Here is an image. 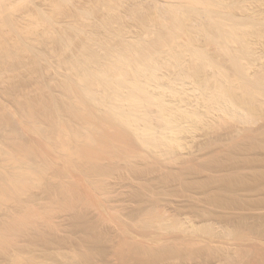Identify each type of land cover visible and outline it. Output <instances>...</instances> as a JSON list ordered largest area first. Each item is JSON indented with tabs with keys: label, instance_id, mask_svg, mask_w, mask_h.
I'll return each mask as SVG.
<instances>
[{
	"label": "bare ground",
	"instance_id": "1",
	"mask_svg": "<svg viewBox=\"0 0 264 264\" xmlns=\"http://www.w3.org/2000/svg\"><path fill=\"white\" fill-rule=\"evenodd\" d=\"M72 1L75 2L0 0V93L10 97L20 87L22 91L23 88L31 90L23 94L18 91L20 96L14 93L13 108L12 104L10 107L0 105V264H99L100 261V264H112L111 260L115 259L106 257L109 249L106 253L100 252L102 246L99 251L93 250L99 239L92 232L93 228L86 231L95 235L97 239L91 238L96 242L87 239L85 243L83 239L84 244L79 241L80 245L76 243L78 240L74 242L78 239L76 235L75 238L73 234L68 236L71 226L66 225L69 228L65 231L63 224L58 225L56 221L55 225L49 216L47 221L48 217L41 215L39 209L31 207L32 192L42 190V186L46 191L52 185L55 187L54 183L46 184V180L53 181L50 164L56 160L45 157L31 142H25L24 136L21 137L23 129L38 135L43 144L60 154L59 158L68 160L69 157L73 162L86 164L99 155L106 158L107 154L97 150L101 145L98 148L95 145L102 139L99 133L112 127L117 132L129 134L132 141L152 154L169 158L188 146L191 141L188 135L195 137L198 131L202 133L205 129L209 133L210 129L228 123H236L237 130L243 131L240 124L251 125L264 116V54L260 57V49L258 52V48L254 49L257 43H264V26L259 24L264 22L257 23L264 20V0H85L88 4L80 0L75 6ZM68 4L73 8H68ZM92 15L98 17L93 19ZM42 64L40 74L38 66ZM25 75L33 79L32 89H29L31 81L26 84L29 87L24 86L29 80ZM17 76L23 79L25 76L26 82L20 78L23 86L19 83L21 86H15L11 93L14 84L20 82ZM3 88L10 95L4 94ZM19 124L24 125L22 130ZM93 144L98 152L93 150ZM105 147L101 148L107 151ZM134 154L130 156L136 157ZM139 156L142 159L141 154ZM46 166H50V171ZM60 186L58 183L62 193L57 187L52 190L51 187L50 192L55 190L54 193L61 196L72 193H66L64 186ZM70 196L73 197V193ZM77 197L70 202L78 204L80 198ZM73 206L71 208L77 210V205ZM161 214L148 215L145 226L174 227ZM40 215L47 222L46 227L50 220L54 227L50 223L49 228L40 224ZM43 219L41 223L44 224ZM61 228L67 233L63 234L65 238L61 236ZM58 229L61 234L55 232ZM102 235L98 234L102 240L108 239H103ZM129 251L127 255L131 257ZM136 251L133 256L138 255L141 260L144 250ZM149 254L145 255L147 264L152 258ZM96 255L101 257L99 263L95 262ZM122 255L115 260L120 259V263H116L130 264L133 256L126 257L127 260L122 259ZM141 261L137 264L144 262Z\"/></svg>",
	"mask_w": 264,
	"mask_h": 264
},
{
	"label": "rangeland",
	"instance_id": "2",
	"mask_svg": "<svg viewBox=\"0 0 264 264\" xmlns=\"http://www.w3.org/2000/svg\"><path fill=\"white\" fill-rule=\"evenodd\" d=\"M77 1L78 3L80 2V0H75V2L72 1L74 3V6L77 5ZM89 1L86 2L85 0H81V2H86L87 4L89 3ZM79 4L78 6H83V3L81 5ZM69 5L70 4L67 5L68 8H71V6L73 8V5ZM95 14L96 13H94V15ZM91 17L96 18L98 16L92 15ZM241 19L243 20V18ZM249 21L250 20L247 19L248 23H250ZM255 21L257 22V20ZM259 21L264 22V20H258L257 23H259ZM259 24L264 26V24H262L261 22ZM255 38L257 39V37ZM257 45L255 44L254 47H257L254 49L257 50L258 48L257 51L255 50L256 52H258L260 49L259 55L261 57V55L264 54L262 53V51L264 52V43L263 45L261 44L263 47L260 45V42L259 44L257 43ZM42 66L43 64L41 66H38V68ZM38 70H40L41 74L42 70L40 68ZM25 74L27 75L26 72ZM21 76H23L22 73ZM25 76L24 79L22 77L20 78L24 80L23 82L27 81V83L23 84L24 86L29 87L27 86L29 85L28 81H33V79L30 80L29 77L26 76L29 80L25 81ZM45 76L47 77L48 75L45 74ZM16 78L18 79L19 77L17 76ZM17 79L15 83L17 82ZM22 80H20V82H17V85L14 84V87L11 88V90L9 89V92L13 91L15 86H21L20 84H22ZM32 81L30 82V84H32L29 89L33 88L32 85L34 84V81ZM4 89L5 88H3L2 91ZM23 89L24 90L22 91V87H20L21 91L17 90L16 93L14 92L15 95L19 93L18 91H20L21 94H23L24 92L31 93V90L28 92L27 90H25L26 88ZM3 92L6 95H10V93H6L5 90ZM14 93L11 94L10 97L2 95L3 93H0L2 95V97L0 96V105L10 107V104H12L11 107L13 108L14 103H12L11 101H13L16 97L14 96ZM17 95L20 96L19 94ZM16 117L19 118V115ZM15 119L17 118L14 117V120ZM258 121L259 118H257V123L245 125L246 128H244V125L241 126L240 124V127L245 129L243 131L242 129L237 130L238 128L236 126V123H228L231 126L228 124H221L222 127H216V129L214 130L210 129L211 131H209L211 133L209 131V133H207L205 129L206 132L201 131L202 133H200L198 131L199 135L197 133L195 134V137L192 135H188L187 137L191 140H189L190 142L188 143V146L186 148H180L175 156L169 158L163 156L159 157L155 153L152 154L148 149L146 150V148H142L141 145L139 146V143L135 140L132 141V138L129 134H127L126 132H117L115 131L116 129L112 127L111 129H108V131H103L106 132V136L105 134H102L103 132L99 133L100 139L107 138L106 140L109 141L101 139L100 142H102L103 145L100 144V142H97L96 145L93 144V146L95 145L97 148L98 145H101L97 150L101 149L100 151L105 156L107 154V159L103 158L104 156H102L101 158L99 155V158H97L98 160L95 159L97 161H91L92 163L86 162V164L85 162H83L84 164L81 163L83 165H81L80 163H76V161L73 162L74 160L72 159H70V161L69 157L68 160H64L62 156H60L59 158L60 154H58L49 145H46L45 143L43 144V140L38 137V135L34 134L33 132L28 133V131H25L26 129H23V124H19L20 127H22L21 130L23 129V131H21L23 133L21 137L24 136L23 140H25V142H31L33 146H37L39 148V151H43V155L45 157L51 156L50 158L53 159L55 157L56 163L54 160L52 161V159L49 158L50 161H52V164H50V166L51 174L54 179H52L53 181H51V183H48L50 182V180H48V182L46 180V184H55L54 188L52 187L54 185L51 186L52 188L49 186L51 190L55 189L59 183L62 187L64 186V190L66 193L71 191L73 193V197L78 196L77 198H82V200L79 199L78 204L76 201L77 198L75 200L76 202H70L71 200L73 201L75 199L70 196V194L72 193H68V195L64 196H61V194L59 193V196L57 192L54 193L55 190L54 192H50L51 190L49 188V191L48 189L46 191L44 190L46 189V187L42 186V190L36 189L34 191L36 193H31V207L35 206L36 208H34L36 210L39 209V213H42L41 215L44 214L45 218H47L48 216L50 217V219L52 218V222L55 221V225L56 221L58 222V225L63 224L64 226H61L63 230L69 228L68 226H71L72 228L70 227L67 233L69 237H72V234L73 237L74 235H76L75 237L78 239H74L75 237L72 238V240L74 239V242L75 240H78V242L76 243H80L81 241L83 243V239L84 242L87 239L91 241V236L95 237L92 232L95 233L97 237H99V239L95 237L97 239L96 245H98V242L99 245L97 246L98 248H95V245V249L92 247L93 250L99 251L101 249L100 252L104 251L106 253V250L109 249V253H106L108 254L106 255V257L108 256V259H110L109 256H111V258L114 257V260H110L115 264H117L116 262H119L120 259H118V261L115 260L119 258V256L121 257L122 253L124 254V252L126 256H124L125 254L122 255V259H127L126 257H130L127 255V252L130 250V248L131 250L129 251V253L131 251H134V249L136 248V250L140 252L144 250L145 252L143 251V255L145 254L146 256H148L147 254L152 253L149 254V258H151L150 256H152L153 258L149 260V264H264V116L262 117V119L260 117V121ZM234 131L237 133H233ZM102 135L105 137H101ZM196 135H198L197 140ZM109 138H112V140L110 141ZM123 141L125 142L124 144H122ZM106 144H108L109 147ZM47 146H49L50 148ZM94 147L93 150L97 151L96 147L95 149ZM101 147H105V149L107 148V151ZM89 148H92V146L89 145ZM131 152H135L136 154L134 155H136V157L130 156V154H133ZM144 152H146L144 154L145 156L143 155ZM140 154L143 160L139 156ZM154 154L156 156H154ZM109 158L112 159L109 160ZM60 159L62 160L57 161ZM63 162L65 163V165L63 164ZM54 163L56 164V168L52 166L55 165ZM87 163H89V165ZM57 164L59 165L57 166ZM50 166H46L48 167V171H50ZM245 169L247 171H245ZM53 171H55L56 173ZM52 172L54 173V175ZM51 174L49 172L48 176L50 179L52 178L50 177ZM54 180L56 183L54 182ZM242 183H244V185L246 186L242 187ZM96 187L98 190L96 189ZM66 188L69 191L66 190ZM57 189L60 190L61 193L63 192V189L61 190L58 187L56 188V190ZM99 190L101 191L99 192ZM49 194L51 196L54 195L55 197H51ZM55 194H57L58 196ZM69 196L72 197L69 198L70 201L68 200ZM61 197H64L65 200H62ZM66 200L68 201L69 207L66 205ZM64 201H66V203H64ZM59 202L65 208L61 207ZM71 203L75 207L77 205V210L71 208ZM70 209H74L75 211H71ZM63 210L65 211V213ZM45 211L46 213H44ZM47 212L52 213L54 216L52 214L46 216L45 214H49ZM154 212H156L157 215L162 213L161 216L164 214L165 218L163 219L168 218V220L166 219V221H170L169 223L173 224L172 226L174 227L168 229L164 228L165 226L161 225L150 226L149 224H147L145 226V219L147 220L151 215L155 216L156 213L154 214ZM49 217L46 219L47 221L49 220ZM41 218L43 219L44 217L41 216L40 219ZM81 218L82 221L80 220ZM138 218L139 220H137ZM40 219L39 221L42 222V219ZM44 220L45 219H43L44 224L40 222V224H42L43 226L45 225V223L47 224V222ZM50 221L48 222V226L50 227V224H52V226L54 227V223H50ZM79 221L83 222V224H80ZM173 222L177 223H175L174 225ZM66 225H68L67 228L65 227ZM46 226L47 225H45V227ZM74 226L77 227V230H75ZM85 226H87V228ZM62 228V234L59 229L55 232L59 231V234H61V236L65 238L67 234L65 231H67L68 229L63 231ZM89 228H93V231L91 230L92 232L90 235L88 234L90 230L86 231ZM231 228L233 230H231ZM73 230L77 232H73ZM99 231L100 233H103V235L100 234ZM64 233L65 236L63 235ZM86 233L87 238L85 237ZM98 234L102 235L103 239H105V237H108V239L102 240L100 238L101 236H98ZM80 236L82 237V239ZM89 236L90 238H88ZM67 238L68 237H66V239ZM95 238L93 239L94 241L92 240V242H96ZM67 240H69V238ZM101 241H103V243L105 244H103ZM100 242L102 244H100ZM120 244L121 246H124L121 247ZM126 244L128 247L126 246ZM80 245L82 244L80 243ZM99 246L102 247L99 249ZM124 247L125 249L127 248V250L124 251ZM190 248H192V250ZM114 249H117V251L120 249L121 251L117 252ZM233 249L234 251H232ZM136 250L134 253H137ZM187 252L190 255L186 254ZM94 253L96 254L98 252ZM134 253H130L129 255L133 256ZM97 256L100 255L95 256V262L99 263L101 257ZM140 256L139 257L142 261L138 260V255L137 257L136 255L132 257L136 261H133L130 257V264L131 261L133 262V264H137L138 261L143 262L144 260L143 263L148 261L145 259L146 256H143L144 259L142 258V255ZM134 257H136L137 259ZM149 258L147 257V259ZM101 262L102 261H100V263Z\"/></svg>",
	"mask_w": 264,
	"mask_h": 264
}]
</instances>
